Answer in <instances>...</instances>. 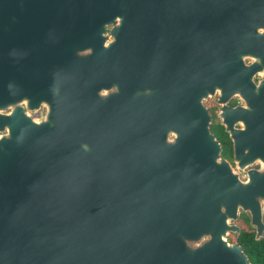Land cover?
Masks as SVG:
<instances>
[{
  "label": "water",
  "instance_id": "obj_1",
  "mask_svg": "<svg viewBox=\"0 0 264 264\" xmlns=\"http://www.w3.org/2000/svg\"><path fill=\"white\" fill-rule=\"evenodd\" d=\"M240 212L261 239L264 0H0V264H252Z\"/></svg>",
  "mask_w": 264,
  "mask_h": 264
},
{
  "label": "flooded vegetation",
  "instance_id": "obj_2",
  "mask_svg": "<svg viewBox=\"0 0 264 264\" xmlns=\"http://www.w3.org/2000/svg\"><path fill=\"white\" fill-rule=\"evenodd\" d=\"M247 62H249V60ZM259 78H260V75H256L255 76V81H258ZM204 104L207 107L208 113L210 115L209 132L212 135L215 136V138L219 141V143L221 145V150H220V153H219V158L225 159L226 161H228L231 164V166L235 170H238L237 167H236L235 162L233 161V154H234V152H233V140L230 137L229 133L226 131V127H225V124H224L223 117L221 115H219V113H220V108H219L220 107L219 94L218 93H215L213 95H210L209 97H207L204 100ZM241 104H243V102H242V100L238 96H232L228 100V105L231 106V107H234V106H237V105H241ZM31 114L34 117H38L39 116V112H37V113L31 112ZM240 126L241 125L239 124V122H236L235 123V127L238 128ZM254 166H257V165H254ZM241 174L244 175V172H241ZM241 214H245L247 216L248 223L250 225L249 216L246 213H244V212H240L237 220L236 221H231V222H234V223H236V224H238L240 226V232L239 233H236V232L230 231V232H228V234L226 236V239L230 243H232V244L237 243V244H239L242 247V245L237 240V238L241 235V231H242V226L238 223V220H239ZM253 230H254V238H255V229L253 228ZM242 249L244 251V248L243 247H242ZM247 257H248V255H247ZM248 259H249V257H248ZM249 261L252 263V261L250 259H249Z\"/></svg>",
  "mask_w": 264,
  "mask_h": 264
},
{
  "label": "trees",
  "instance_id": "obj_3",
  "mask_svg": "<svg viewBox=\"0 0 264 264\" xmlns=\"http://www.w3.org/2000/svg\"><path fill=\"white\" fill-rule=\"evenodd\" d=\"M238 223L242 226L241 235L237 238L253 264H264V236L260 240L254 238V230L248 223L245 214H241Z\"/></svg>",
  "mask_w": 264,
  "mask_h": 264
}]
</instances>
